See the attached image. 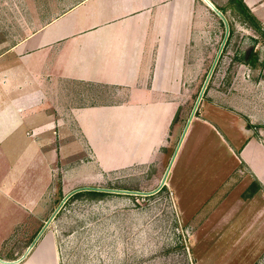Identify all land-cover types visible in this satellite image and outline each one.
<instances>
[{"label":"crops","instance_id":"1","mask_svg":"<svg viewBox=\"0 0 264 264\" xmlns=\"http://www.w3.org/2000/svg\"><path fill=\"white\" fill-rule=\"evenodd\" d=\"M242 1L260 27L235 0H79L46 23L35 18L30 29L18 26L13 42L0 41V163H7L0 167V264H59L58 238L41 233L52 216L44 218L46 187L37 167L43 156L38 147L53 137L38 134L56 129L54 138L67 139L62 146L88 148V162L72 168L79 186L64 190L67 195L102 183V172L123 160L117 146L128 137V129L136 123L137 144L148 145L154 140L156 119L175 110L182 83L193 74L200 76L201 67L216 60L219 48L213 35L221 25L226 40L237 18L244 32L252 28L264 37V0ZM259 44L264 48V38ZM260 61L258 81L264 88ZM80 84L111 91L71 89ZM241 104L258 129L253 133L247 126L250 134L240 158L264 194V90L257 101L243 96ZM32 113L43 114L45 121L42 116L33 119ZM136 154L134 159L149 156ZM33 164L36 169H27ZM27 175L40 181L29 198L21 181Z\"/></svg>","mask_w":264,"mask_h":264},{"label":"rangeland","instance_id":"2","mask_svg":"<svg viewBox=\"0 0 264 264\" xmlns=\"http://www.w3.org/2000/svg\"><path fill=\"white\" fill-rule=\"evenodd\" d=\"M78 1L0 0V41L13 42L19 36L18 26L30 29L35 18L39 24L46 23ZM233 25L228 40L223 25L213 35V45L219 48L216 60L203 65L200 76L193 74L182 83L175 110L155 121L154 140L137 144L140 129L135 123L124 143L117 146L123 159L120 165L104 170L102 183L91 184L95 187L67 195L65 191L75 184L72 168L77 170L88 162V148L62 146L67 139L54 138L59 135L56 129L38 134L44 139L53 137L38 147L43 153L37 166L43 174L38 179L42 177L46 187L44 218H50L64 201L41 232L44 237L53 234L58 238L59 264H264V194L256 189L240 158L250 134L247 128H253V133L258 129L241 111V101L243 96L257 101L264 90L258 81L260 59L264 60L259 42L264 37L252 28L244 32L240 18ZM245 53L249 59L245 60ZM71 89L111 91L90 84ZM252 110L258 112L257 107ZM42 115L32 113L35 120ZM180 141L170 179L162 186ZM147 152V158L134 159L136 153ZM35 167L28 165L27 169ZM29 178L21 180L27 188L25 198L40 186V181ZM93 189L106 194L87 192ZM15 195L22 197L20 192Z\"/></svg>","mask_w":264,"mask_h":264},{"label":"water","instance_id":"3","mask_svg":"<svg viewBox=\"0 0 264 264\" xmlns=\"http://www.w3.org/2000/svg\"><path fill=\"white\" fill-rule=\"evenodd\" d=\"M218 12H219L220 15L223 16V13H222L221 11L218 10ZM223 17H224V16H223ZM227 26H228V30H229V25H228V23H227ZM213 68H214V67H213ZM213 68H212V70H213ZM211 74H212V71H211L210 75H211ZM210 75H209V77H210ZM209 77H208V78H209ZM202 96H203V90H202V92H201L199 98L201 99ZM193 115H194V114H193ZM193 115L191 116V118H190V120H189V123L191 122V119H192ZM188 127H189V124L186 125L181 140L183 139V137H184V135H185V132H186V130H187ZM180 145H181V141H180V143H179V145H178V147H177V149H176V151H175V153H174L173 159H172L171 162H170V165H169V167H168V170H167L166 176H165V178H164V181H163V183H162V186H164V185L167 183V181H169V179H170V170H171V166H172V163H173V161H174V159H175V157H176V155H177V153H178V150H179ZM162 186H161V187H162ZM161 187H160V188H161ZM66 198H68V196H67ZM63 203H64V201H62V203L60 204L59 208L54 212V214L52 215V217L50 218V220L46 223V225L44 226V228L49 224V222L51 221V219H53V218L56 216L57 212L59 211V209H60V207L63 205ZM44 228H43V229H44ZM40 234H41V233H40ZM40 234L38 235V237H40Z\"/></svg>","mask_w":264,"mask_h":264},{"label":"trees","instance_id":"4","mask_svg":"<svg viewBox=\"0 0 264 264\" xmlns=\"http://www.w3.org/2000/svg\"><path fill=\"white\" fill-rule=\"evenodd\" d=\"M238 5L240 6L241 11L246 15V18L251 21L256 23V19L255 17L252 15V13L250 12L249 8L246 6V4L242 1V0H235ZM257 25V23H256ZM258 27H260L259 25H257ZM87 192L91 193V194H95V195H105L106 192L103 191H97V190H88ZM80 194V193H79Z\"/></svg>","mask_w":264,"mask_h":264},{"label":"flooded vegetation","instance_id":"5","mask_svg":"<svg viewBox=\"0 0 264 264\" xmlns=\"http://www.w3.org/2000/svg\"><path fill=\"white\" fill-rule=\"evenodd\" d=\"M248 54L247 53H245V56H247Z\"/></svg>","mask_w":264,"mask_h":264}]
</instances>
